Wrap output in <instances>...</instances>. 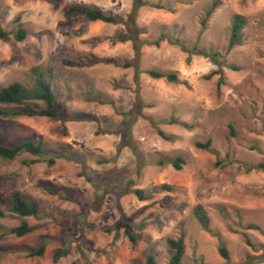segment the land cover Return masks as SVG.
Masks as SVG:
<instances>
[{
  "label": "rangeland",
  "instance_id": "obj_1",
  "mask_svg": "<svg viewBox=\"0 0 264 264\" xmlns=\"http://www.w3.org/2000/svg\"><path fill=\"white\" fill-rule=\"evenodd\" d=\"M142 1L138 38L151 42L165 34L187 48L220 53L222 85L220 75L204 79L218 69L211 59L194 55L188 62V53L166 40L142 47L137 77L136 67H124L136 61L133 42L113 43L126 34L124 24L66 14L75 6L127 19L134 0H0V26L10 36L0 40V90L16 82L33 89L35 70H43L70 119L38 117L45 106L39 101L0 104L33 115L0 116V145L41 142L46 155L56 158L52 167L25 165L36 159L29 154L0 158V211L7 215L0 218V234L22 222L9 211L14 192L39 207L38 219H26L37 230L0 241V264H147L150 256L169 264L168 240L181 236L182 264H244L264 253L262 232L246 229L253 224L264 231V170L249 171L264 163V0ZM236 15L247 20L244 44L228 51ZM19 28L29 33L22 42L13 37ZM150 70L175 73L182 83L155 80ZM137 107L134 148H122L116 161L105 163L118 153L124 115ZM149 118H175L189 129L161 124L173 137L166 141ZM209 140L217 155L196 148ZM176 158L185 161L180 171L169 163ZM162 185L173 191L158 192ZM126 190H142L146 198ZM198 213L208 218L209 231ZM219 239L229 262L219 253ZM44 240V256L28 257ZM65 247L69 255L54 261Z\"/></svg>",
  "mask_w": 264,
  "mask_h": 264
},
{
  "label": "trees",
  "instance_id": "obj_2",
  "mask_svg": "<svg viewBox=\"0 0 264 264\" xmlns=\"http://www.w3.org/2000/svg\"><path fill=\"white\" fill-rule=\"evenodd\" d=\"M52 1V0H48ZM146 6V4L142 0H134L133 9L128 15L127 19H123L120 17H116L112 14H108L104 12L103 10L97 8V9H84L80 7L71 6L66 10V14L68 16H84L86 19H88L91 22H104L107 24H124L126 26V34L121 35L117 38L116 41L113 43H126L128 41L133 42V49L136 54V61L132 63H126L124 64L125 68L129 67H136V73L137 77L141 74V71L138 67L139 62L138 59L141 55V49L143 46H156L159 47L162 41L166 40L170 44L179 45L182 50L186 53H188V62L190 61L191 57L194 55L198 56H204L206 58H209L212 60V62L218 66V69L211 74L205 76L204 79L210 80L214 75H220L218 79V85H222L224 83V72H223V64L220 62V59H222V55L217 52L213 53H207L203 50H199L197 48H187V46L181 42L179 39H174L171 36L167 35H161V37L154 41H146V40H140L136 34V31L138 32L137 25H136V17L137 13L140 8ZM152 8L156 9H164V6L160 4H152L149 5ZM55 7H57V4H55ZM216 8V5L213 6L211 10H209L206 14V19L203 21V26L206 25L208 18L210 15L214 12V9ZM247 25L246 18L236 15L233 18L232 25H231V35L229 38V43L227 50L231 51L235 47H240L244 44V28ZM140 32L145 33V30H140ZM29 33L24 29H17L13 37L16 41L22 42L28 37ZM0 40L4 42L10 41V36L7 31H5L0 26ZM232 71H238V67L234 65L227 66ZM147 75L155 80L165 79L168 83L171 84H180L182 83L177 74L175 73H163L157 70H150L146 72ZM35 85L33 89L26 88L21 83H13L7 87H4L0 90V104L2 105H24L27 103H30V101H39L43 102L45 104L44 108H40L37 112L38 117H46L51 119H62L64 123L68 122L70 119L66 117L65 115V109L64 104L57 101L56 94L53 91L51 84L47 81V74L46 72H43V70H35ZM185 84V83H184ZM37 107V105H33ZM33 116L32 114H25L22 110H5L0 109V116L7 117V118H17L21 116ZM141 116V108L137 107L134 110H131L129 113L124 115V119L120 125V133L122 134V141L120 142L118 146V153L114 158L105 160V163L114 162L116 161L119 151L124 147H130L134 148L133 146V139L131 134V129L137 119ZM150 123L152 127L156 130L157 134L166 141H171L173 137L168 136L161 128V124L166 125H180L182 127H185L189 129V126L187 124L181 122L178 119L171 118L168 121H162L158 122L154 118H149ZM232 129V128H231ZM233 133V130H231ZM196 148L200 150H205L207 152L213 153L217 155V152L212 148V142L209 140L206 143H196ZM22 154H29L31 156L36 157V159L33 160H26L24 162L25 165L31 166L36 165L42 162H46L49 167H52L56 163L55 157H48L46 153L43 150V146L41 142L35 143L33 141H26L20 145L14 146V147H8L5 145H0V158L8 161H13L17 159ZM176 170L180 171L182 170V165L185 164V161L183 158H176L173 161L169 162ZM166 164V163H165ZM164 162H160L159 165H165ZM256 169V170H264V163H261L257 166L252 167L249 169V171ZM160 191H166V192H172L173 188L168 185H162L159 186L158 192ZM126 193H133L135 194L140 200H144L146 197L144 195V192L142 190H126L123 192V194ZM10 213L11 216L21 219L22 222L16 226L11 228L10 230L4 232L3 234H0V241L8 236L13 235L16 237H24L28 234L33 233L35 230H37V226L30 225L26 219L33 217L38 219L39 218V207L36 201L34 200H28L22 196V194L19 191H16L12 194L11 199V205H10ZM7 215L0 211V218H5ZM198 219L204 229L206 231H209V220L205 215H201L198 213ZM247 230H257L261 231L264 235V231L261 230V228L257 225H248L246 227ZM126 234L129 237L130 241L133 243L137 242V238L133 236L130 229H126ZM249 246H251L255 251L258 250L249 240L246 241ZM219 253L221 257L226 260L227 262L230 261V254L228 249L226 248L225 243L219 239ZM47 247V240H44L39 248L35 251H29L28 257H43L46 252ZM168 249L170 253V262L169 264H182L183 258L185 255V243H184V236H181L179 239H169L168 240ZM264 250V247H262ZM70 247H65L61 250H57L54 253V261H57L61 258H65L69 255ZM264 263V253L260 256H250L244 264H260ZM147 264H156L154 256H150L148 258Z\"/></svg>",
  "mask_w": 264,
  "mask_h": 264
}]
</instances>
